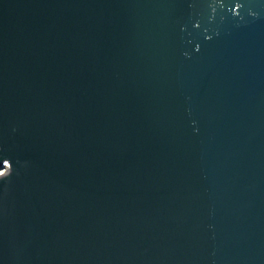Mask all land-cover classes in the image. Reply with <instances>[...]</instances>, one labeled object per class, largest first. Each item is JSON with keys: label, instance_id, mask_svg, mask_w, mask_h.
I'll return each mask as SVG.
<instances>
[{"label": "water", "instance_id": "water-1", "mask_svg": "<svg viewBox=\"0 0 264 264\" xmlns=\"http://www.w3.org/2000/svg\"><path fill=\"white\" fill-rule=\"evenodd\" d=\"M0 264H264V0H0Z\"/></svg>", "mask_w": 264, "mask_h": 264}, {"label": "bare ground", "instance_id": "bare-ground-1", "mask_svg": "<svg viewBox=\"0 0 264 264\" xmlns=\"http://www.w3.org/2000/svg\"><path fill=\"white\" fill-rule=\"evenodd\" d=\"M7 169H8V168H7ZM7 169H6V171H8ZM0 170H1L0 172H3V173L6 172V171H4V170H2V169H0Z\"/></svg>", "mask_w": 264, "mask_h": 264}, {"label": "snow or ice", "instance_id": "snow-or-ice-1", "mask_svg": "<svg viewBox=\"0 0 264 264\" xmlns=\"http://www.w3.org/2000/svg\"><path fill=\"white\" fill-rule=\"evenodd\" d=\"M7 167V165H5V168ZM4 173L3 172H0V175H3Z\"/></svg>", "mask_w": 264, "mask_h": 264}, {"label": "rangeland", "instance_id": "rangeland-1", "mask_svg": "<svg viewBox=\"0 0 264 264\" xmlns=\"http://www.w3.org/2000/svg\"><path fill=\"white\" fill-rule=\"evenodd\" d=\"M7 167L6 168H3L2 170L6 171ZM1 171V170H0Z\"/></svg>", "mask_w": 264, "mask_h": 264}]
</instances>
